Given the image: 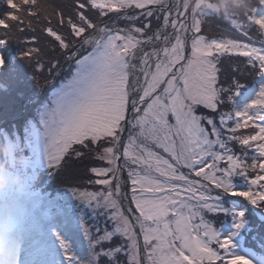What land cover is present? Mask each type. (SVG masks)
Instances as JSON below:
<instances>
[{"label":"snow or ice","instance_id":"1","mask_svg":"<svg viewBox=\"0 0 264 264\" xmlns=\"http://www.w3.org/2000/svg\"><path fill=\"white\" fill-rule=\"evenodd\" d=\"M37 5L0 0V79L44 71L49 50L75 71L22 137L0 130L7 155L32 153L24 191L0 189V264H253L236 238L264 208V0L227 37L204 33L208 0ZM41 164L76 183L45 199Z\"/></svg>","mask_w":264,"mask_h":264},{"label":"trees","instance_id":"2","mask_svg":"<svg viewBox=\"0 0 264 264\" xmlns=\"http://www.w3.org/2000/svg\"><path fill=\"white\" fill-rule=\"evenodd\" d=\"M68 0H38L37 10L47 14H51L53 9L51 4H63ZM217 3L221 0H216ZM254 0H250L247 8L240 3V0H226L222 6H219V14L217 16H210L206 18L204 24V33L209 37H227L231 34V22L230 18H243L244 12L251 6ZM17 3H22V0H17ZM120 26H123L120 24ZM257 41L261 37H254ZM76 44V51L79 49L78 42ZM55 58L54 62L58 64V67L54 68L49 74L47 61ZM69 60L66 55L57 51H48V55L43 57L45 62L44 71L35 69L32 65H24L19 72L18 76H13L10 80L5 81L0 79V130L7 132L10 136L20 133L23 135V127L26 120L34 119L37 117L38 109L41 105L48 103L51 99V91L60 82L68 79L75 68V61H73L66 72L60 75L56 81L41 88L42 84L47 83L56 73H60L64 63ZM222 71L225 68L222 66ZM249 86L253 84V77L247 76L245 80L241 81ZM37 90V96L31 98L34 90ZM228 109L222 108L221 111H227ZM245 134L247 130H244ZM234 148L237 155H242V149L239 145H230ZM29 150L21 147L14 153V159L8 160L6 155V142L0 136V171L5 170L15 176L17 184H23L25 188L26 177L32 174V170L29 165L24 163V158L29 157ZM249 157L252 152L249 151ZM251 162L250 159L248 161ZM84 163H87L85 161ZM83 175V174H82ZM84 179H87L84 176ZM239 179V178H238ZM237 179V180H238ZM76 183V178L71 176L66 171L56 172L55 169H36V181L33 184V189L48 192L50 194L63 193L67 188H70ZM243 200V198H239ZM248 220L249 225L244 230L243 244L245 247L254 249L259 254H264V220H261L256 212L248 206ZM261 214L264 213V208L257 209ZM227 217L222 214L216 217L217 223H221ZM91 221V220H90ZM88 221L87 224L91 225L92 222Z\"/></svg>","mask_w":264,"mask_h":264},{"label":"rangeland","instance_id":"3","mask_svg":"<svg viewBox=\"0 0 264 264\" xmlns=\"http://www.w3.org/2000/svg\"><path fill=\"white\" fill-rule=\"evenodd\" d=\"M224 1L225 0H221V2H219V3H217L216 2V0H208V2L211 4V5H214L216 8H218L219 9V6H222L223 4H224ZM237 1V0H236ZM79 49H80V47H79ZM78 49V50H79ZM83 50V52H85V49H82ZM87 50H90V49H87ZM74 71H75V68H74ZM74 71H73V73H74ZM73 73H72V75H73ZM72 75L69 77V78H71L72 77ZM68 78V79H69ZM68 79H66V80H68ZM66 80H64V81H66ZM64 81H62V82H64ZM62 82H60L54 89H56V88H59L60 87V85H61V83ZM251 86H255L254 84H252ZM54 89H52V91H51V98H52V95H53V92H54ZM127 135V133H125V136ZM29 150V149H28ZM29 154H30V156L32 155V153H31V151L29 150ZM6 155H7V146H6ZM30 156L29 157H25L24 158V163L25 164H27V165H29V158H30ZM7 158H8V160H11V162L13 161V159H14V155H12V156H9V155H7ZM29 167H30V165H29ZM40 170H42V169H48L47 167H46V165H44V164H41L39 167H38ZM37 168V169H38ZM30 169H31V167H30ZM32 170V169H31ZM126 175V174H125ZM238 179V178H237ZM0 180H2L4 183H3V186L2 187H0V189H3L5 186H7L9 189H11V190H14V191H16V192H21L20 190H19V188H20V185H18L17 184V179L15 178V176H13V174L12 173H10L9 171H5V170H2V171H0ZM67 189H69V188H67ZM66 189V190H67ZM33 190H35V189H33ZM66 190L63 192V193H55V194H50V193H48V192H43V191H40V190H35V191H38L39 193H40V195L42 196V197H44L45 199H51V198H55V197H63L64 195H65V193H66ZM233 199H235V200H237V201H240V199L239 198H233ZM250 206V205H249ZM251 207V206H250ZM252 208V207H251ZM255 212H256V214H257V216L261 219V213L259 212V211H257V209L256 208H252ZM86 222H88V221H90V222H92L91 223V225H89V226H92L93 224H95L96 223V221H94L92 218H91V214H89L88 216H86ZM261 220H263V219H261ZM222 223H223V225H224V227L225 228H229L230 227V218H226V219H224L223 221H222ZM216 226L217 227H220L221 226V223H216ZM245 229H247V227L245 228ZM244 229V230H245ZM244 230H242V232H241V236L240 237H237L236 238V240H237V242L238 243H240L241 244V246H242V248L243 247H245L244 246V244H243V234H244ZM257 253V252H256ZM260 255H264V254H259V253H257V256H253V257H250L251 259H252V261H253V264H257V262H258V257L260 256Z\"/></svg>","mask_w":264,"mask_h":264},{"label":"water","instance_id":"4","mask_svg":"<svg viewBox=\"0 0 264 264\" xmlns=\"http://www.w3.org/2000/svg\"><path fill=\"white\" fill-rule=\"evenodd\" d=\"M77 53H83V50H80V51H78ZM72 61H73V60H69V61L66 63V66H65L64 70L62 71V73L65 72L66 68L68 67V65H69ZM57 77H58L57 75H54V77H53V78H52L47 84L53 83V82L56 80ZM47 84H44V85H42V86L44 87V86H46ZM34 96H36V91H34V93L32 94V97H34Z\"/></svg>","mask_w":264,"mask_h":264},{"label":"clouds","instance_id":"5","mask_svg":"<svg viewBox=\"0 0 264 264\" xmlns=\"http://www.w3.org/2000/svg\"><path fill=\"white\" fill-rule=\"evenodd\" d=\"M240 3L243 4L245 6V9L247 8L248 4L250 3V0H240ZM3 181L0 180V187L3 186ZM20 191H24V186L23 184L20 185V188H19Z\"/></svg>","mask_w":264,"mask_h":264}]
</instances>
